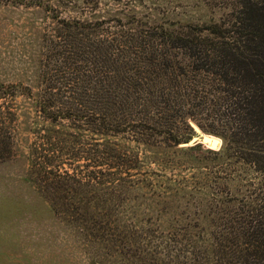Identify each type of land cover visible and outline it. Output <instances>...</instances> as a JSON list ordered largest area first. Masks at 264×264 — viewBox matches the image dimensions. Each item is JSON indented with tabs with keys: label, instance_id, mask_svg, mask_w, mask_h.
<instances>
[{
	"label": "rangeland",
	"instance_id": "1",
	"mask_svg": "<svg viewBox=\"0 0 264 264\" xmlns=\"http://www.w3.org/2000/svg\"><path fill=\"white\" fill-rule=\"evenodd\" d=\"M242 2L0 0V84L17 87L14 153L0 161V264H213L209 253L215 237L229 231L228 220L263 213L255 205L264 200V172L256 169L264 170V154L255 159L230 143L224 124L233 116L223 94L205 99L216 119L204 114L199 122L189 120L176 145L51 123L22 95L25 88L36 92L47 41L64 31L63 23L158 27L209 38L213 46L222 40L206 30L234 21ZM202 135L217 139L219 148L189 144ZM85 144L95 152L85 154ZM34 160L55 175L66 172L65 191L57 175L47 187ZM64 203L73 213L53 211ZM77 206L84 211L74 216Z\"/></svg>",
	"mask_w": 264,
	"mask_h": 264
},
{
	"label": "trees",
	"instance_id": "2",
	"mask_svg": "<svg viewBox=\"0 0 264 264\" xmlns=\"http://www.w3.org/2000/svg\"><path fill=\"white\" fill-rule=\"evenodd\" d=\"M243 1L234 21L206 30L207 36L222 40L213 46L209 38L181 36L158 27L63 23L64 31L47 41L36 92L25 88L22 95L32 100L36 114L51 123L68 122L85 132L125 135L140 142L161 137L176 145L185 137L179 134L180 126L189 129V120L199 122L204 114L216 119L211 113L215 107L204 104L208 96L220 93L231 104L233 117L224 124L230 143L258 159L264 154V0ZM16 89L0 84V161L14 153ZM92 147L85 144V154L95 152ZM32 162L46 184L57 175L63 184L59 188L65 191L66 179L71 178L66 172L64 177L57 169L55 175L39 160ZM256 169L264 172L262 165ZM87 179L94 180L85 175ZM46 186L53 188L50 183ZM262 203L255 206L263 213L236 214L238 218L228 220L229 231L215 237L209 253L213 264H264ZM60 207L53 211L73 213L66 203ZM83 211L75 207L74 216Z\"/></svg>",
	"mask_w": 264,
	"mask_h": 264
},
{
	"label": "water",
	"instance_id": "3",
	"mask_svg": "<svg viewBox=\"0 0 264 264\" xmlns=\"http://www.w3.org/2000/svg\"><path fill=\"white\" fill-rule=\"evenodd\" d=\"M197 143H201L204 145H208L211 148H214L213 150H217L219 148L220 143H218V140L215 138H210L209 136H194L192 139L189 141L190 145H194Z\"/></svg>",
	"mask_w": 264,
	"mask_h": 264
}]
</instances>
